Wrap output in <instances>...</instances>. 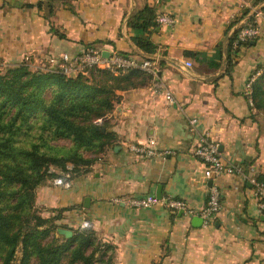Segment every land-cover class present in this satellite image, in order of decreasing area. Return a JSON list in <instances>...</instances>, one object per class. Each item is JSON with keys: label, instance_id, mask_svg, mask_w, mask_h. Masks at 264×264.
Returning a JSON list of instances; mask_svg holds the SVG:
<instances>
[{"label": "crops", "instance_id": "obj_1", "mask_svg": "<svg viewBox=\"0 0 264 264\" xmlns=\"http://www.w3.org/2000/svg\"><path fill=\"white\" fill-rule=\"evenodd\" d=\"M40 1L0 0L1 67L23 61L39 67L51 56L74 54L94 43L156 59L158 75L174 96L169 101L164 91H155L152 77L117 88L107 115L108 130L114 133L110 143L90 170L71 178L70 187L53 178L37 186L42 213L50 216L56 208L68 207L56 221L72 230L88 220L97 239L112 245L107 254L111 264H264V209L252 181L264 176V76L252 82L254 104L247 93L250 78L264 65V11L257 15L260 35L241 46L229 69L225 51L245 19L234 22L244 7L253 13L264 1H57L50 19ZM145 6L155 14L149 28L130 25V17ZM161 11L174 23H157ZM135 37L151 39L155 51L143 50ZM192 117H197L193 126ZM205 132L218 141L226 161L243 169L215 179L222 207L209 224L161 202L134 207L116 201L156 194L184 199L201 210L211 180L193 148ZM148 139L158 149L152 156L129 147Z\"/></svg>", "mask_w": 264, "mask_h": 264}, {"label": "trees", "instance_id": "obj_2", "mask_svg": "<svg viewBox=\"0 0 264 264\" xmlns=\"http://www.w3.org/2000/svg\"><path fill=\"white\" fill-rule=\"evenodd\" d=\"M57 1L71 0L39 2L46 18L50 19ZM261 1L264 0L253 4ZM251 9L244 7L234 20L245 17L225 46L228 69L241 46L258 38L235 43L243 25H258V11H264V4L253 13ZM154 15L153 9L145 6L130 17L129 24L148 29ZM51 29L58 31L53 25ZM135 41L146 52L155 51L156 44L151 39L135 37ZM259 76H264V69ZM140 77L147 80L152 75L138 68L117 72L92 68L68 75L27 61L0 66V264H111L112 255L107 254L112 245L98 240L93 228H76L70 237L58 232L56 219L68 207L56 208L50 216L32 208L37 186L48 178L66 173L72 178L91 169L97 154L104 151L114 134L108 130L107 115L114 108L116 89L135 84ZM48 90L53 91L51 96L46 95ZM253 92L252 88L251 97ZM37 126V141L24 145L22 137ZM59 138L69 143L52 142ZM88 150L98 153L90 157L85 154ZM68 161L73 162L72 169L67 168ZM51 164L60 166L61 171L49 170ZM257 179L264 181V176Z\"/></svg>", "mask_w": 264, "mask_h": 264}, {"label": "built area", "instance_id": "obj_3", "mask_svg": "<svg viewBox=\"0 0 264 264\" xmlns=\"http://www.w3.org/2000/svg\"><path fill=\"white\" fill-rule=\"evenodd\" d=\"M175 19L165 13L158 12L156 15V22L159 24L169 23L173 24ZM245 19H242V23ZM261 29L258 25L248 23L243 25L238 33V37L235 43L239 41L256 38L260 35ZM103 48L90 44L87 45L82 51L71 54L69 52H62L60 55L51 56L49 63L41 65L40 67L59 71L68 75H76L80 71L88 72L92 68H110L113 71L126 70L132 68L142 69L152 75L153 87L155 91H164L165 97L169 101H174L173 93L166 88L164 82L160 79L158 72V62L156 59L150 57H139L133 54H124L117 50H110L109 55L103 53ZM187 65H192V61L186 60ZM264 65L256 70L248 82L247 93H251L252 82L263 71ZM250 103L254 104L252 97L250 96ZM197 122V117L190 118V124L193 126ZM130 149L136 153L144 156H152L158 152L154 139H148L145 142L131 144ZM193 151L197 157H199L205 163L204 173L205 176L212 180V183L208 186V199L206 205L199 211L190 207L184 199L177 197H159L156 194L150 195H133L126 197H116V201H124L134 207H147L157 203H164L168 208L175 211L182 210L185 213L191 215H200L203 218L204 224H209L212 217L222 207V193L215 182V179L225 172H243L240 165L228 162L222 156V152L219 147L218 141L211 137L207 132L202 134L199 141L194 146ZM74 165H70L69 169H72ZM51 171L53 169H50ZM55 184L70 187L72 180L70 174L56 176L53 178ZM254 182V193L259 201L260 207L264 209V181L252 178ZM90 225L88 220H84L83 227Z\"/></svg>", "mask_w": 264, "mask_h": 264}, {"label": "rangeland", "instance_id": "obj_4", "mask_svg": "<svg viewBox=\"0 0 264 264\" xmlns=\"http://www.w3.org/2000/svg\"><path fill=\"white\" fill-rule=\"evenodd\" d=\"M53 94V91L52 90H48L47 92H46V95L47 96H51ZM39 130V128H38V126L37 127H34L33 129H32V132H27V135H24L23 137H22V143L24 144V145H31L32 144V141H37V139H36V136L37 135H35L36 134V132ZM52 142H54V143H60V144H68L69 143V140L68 139H65V138H59V139H57V140H53ZM63 152V151H62ZM98 152H94V151H92V150H88V151H86L85 152V154L87 155V156H96V154H97ZM67 155V154H66ZM97 156H99V154H97ZM67 168L69 169V166L70 165H74L73 164V162L72 161H68L67 162ZM50 169H53L52 171H61V167L60 166H57V165H54V164H51L50 165V167H49V170ZM48 179H50V178H48ZM48 179L47 180H45L44 182H46V181H48ZM36 213H39V214H43L42 213V209L35 203L34 205H33V208H32ZM44 215V214H43ZM17 255L18 256H20L21 255V250H18V252H17Z\"/></svg>", "mask_w": 264, "mask_h": 264}, {"label": "water", "instance_id": "obj_5", "mask_svg": "<svg viewBox=\"0 0 264 264\" xmlns=\"http://www.w3.org/2000/svg\"><path fill=\"white\" fill-rule=\"evenodd\" d=\"M260 6L261 5H259V7ZM259 7H256V9L254 11H256ZM109 52H110V50H107V49L106 50H103V53L105 55H109ZM210 183H212V180L210 181ZM158 196L161 197V195H158ZM85 200L88 201L89 200V197H87ZM194 219H197V221H198L199 224L203 222V218L200 215H196L194 217ZM58 232L64 234L66 237H70L73 234V230L71 228H67V227H58Z\"/></svg>", "mask_w": 264, "mask_h": 264}]
</instances>
